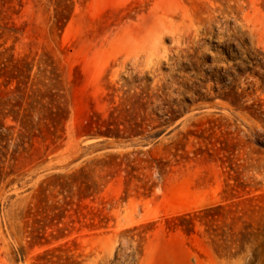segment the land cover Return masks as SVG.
Segmentation results:
<instances>
[{"label": "rangeland", "instance_id": "obj_1", "mask_svg": "<svg viewBox=\"0 0 264 264\" xmlns=\"http://www.w3.org/2000/svg\"><path fill=\"white\" fill-rule=\"evenodd\" d=\"M241 254L264 264V0H0V264Z\"/></svg>", "mask_w": 264, "mask_h": 264}, {"label": "clouds", "instance_id": "obj_2", "mask_svg": "<svg viewBox=\"0 0 264 264\" xmlns=\"http://www.w3.org/2000/svg\"><path fill=\"white\" fill-rule=\"evenodd\" d=\"M236 264H247L245 255L241 254V256L237 258Z\"/></svg>", "mask_w": 264, "mask_h": 264}, {"label": "trees", "instance_id": "obj_3", "mask_svg": "<svg viewBox=\"0 0 264 264\" xmlns=\"http://www.w3.org/2000/svg\"><path fill=\"white\" fill-rule=\"evenodd\" d=\"M230 104H231L232 106H234L233 103L230 102ZM174 120H175L174 118L168 119V120L165 121V123H164V124H166L165 126L169 125V124L172 123ZM164 124H163V125H164ZM163 125H160V126H163ZM107 136H110V135H107Z\"/></svg>", "mask_w": 264, "mask_h": 264}]
</instances>
